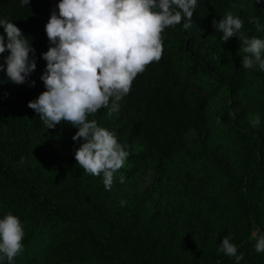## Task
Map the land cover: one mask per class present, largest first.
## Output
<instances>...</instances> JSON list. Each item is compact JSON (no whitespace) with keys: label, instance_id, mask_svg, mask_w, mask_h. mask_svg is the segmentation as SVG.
<instances>
[{"label":"trees","instance_id":"trees-1","mask_svg":"<svg viewBox=\"0 0 264 264\" xmlns=\"http://www.w3.org/2000/svg\"><path fill=\"white\" fill-rule=\"evenodd\" d=\"M58 3L0 0V19L22 31L37 62L22 85L0 71V219L11 213L24 230L13 264H236L218 250L226 236L240 264H264L255 251L264 237V71L245 69L240 39L224 42L212 26L231 11L243 21L238 37L264 39V0H197L191 27L165 28L162 58L137 75L119 111L108 115L110 100L88 116L129 152L110 191L77 164L78 129H47L27 106L46 90L45 25Z\"/></svg>","mask_w":264,"mask_h":264},{"label":"clouds","instance_id":"clouds-1","mask_svg":"<svg viewBox=\"0 0 264 264\" xmlns=\"http://www.w3.org/2000/svg\"><path fill=\"white\" fill-rule=\"evenodd\" d=\"M261 0H256L260 3ZM30 0H21L29 5ZM45 25L50 42L42 54L46 68L40 79L45 91L28 103L47 129H54L61 122L78 131L72 140L83 142L74 151L77 164L93 176L103 175V185L110 191L114 174L124 166L129 152L118 143L116 135L89 120L101 108L108 113L119 111L120 101L130 93L138 74L152 62L162 58L165 28L183 23L185 30L191 27L197 0H59ZM257 31L261 30L258 18H250ZM222 33L227 42L232 37L241 41L240 50L245 53L242 65L252 69L258 65L264 71V39L237 36L243 21L231 11L212 25ZM4 35H0V55H9L0 64L8 81L22 85L36 71L35 49L28 38L14 23L0 19ZM6 66V67H5ZM4 83L0 80V85ZM35 87V81L31 82ZM253 128L260 124L256 114L250 120ZM21 164L24 158H21ZM124 176L120 183H124ZM121 206L126 201H120ZM24 230L20 219L11 213L0 219V260L13 264L23 252ZM218 250L235 257L240 264L243 255H237V247L224 237ZM255 251L264 252V237L257 240Z\"/></svg>","mask_w":264,"mask_h":264},{"label":"rangeland","instance_id":"rangeland-1","mask_svg":"<svg viewBox=\"0 0 264 264\" xmlns=\"http://www.w3.org/2000/svg\"><path fill=\"white\" fill-rule=\"evenodd\" d=\"M236 113H237V109H230V111H229V114H230L231 116H233V115L236 114ZM150 180H151V178H150V173L147 174L146 176H142V177H140V178H139L140 186H139L138 190L141 191V190L145 189V188L149 185Z\"/></svg>","mask_w":264,"mask_h":264}]
</instances>
